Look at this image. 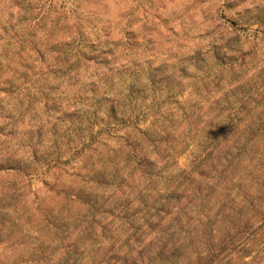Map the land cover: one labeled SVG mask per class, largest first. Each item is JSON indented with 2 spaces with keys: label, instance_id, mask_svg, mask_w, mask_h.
Masks as SVG:
<instances>
[{
  "label": "rangeland",
  "instance_id": "1",
  "mask_svg": "<svg viewBox=\"0 0 264 264\" xmlns=\"http://www.w3.org/2000/svg\"><path fill=\"white\" fill-rule=\"evenodd\" d=\"M35 3L46 47L0 76V264H264V0Z\"/></svg>",
  "mask_w": 264,
  "mask_h": 264
},
{
  "label": "trees",
  "instance_id": "2",
  "mask_svg": "<svg viewBox=\"0 0 264 264\" xmlns=\"http://www.w3.org/2000/svg\"><path fill=\"white\" fill-rule=\"evenodd\" d=\"M2 1H5V0H0V3ZM35 1H39V0H10L11 2L10 7H15L17 9V14H18L19 19L20 18H22V20L24 19V22L22 21L21 23L20 21L15 19L12 16V14H9L5 20L0 19V41L3 42L4 44L2 48L4 49L6 47L5 48L6 50L0 53V76H6L12 73L18 72V69L16 68L17 64L16 62H13V59L18 58V60H21L19 55H22L24 51H26L27 53V58L25 61L30 63V61L32 62L31 55H37L41 49L46 47V42L48 41L49 38L48 37L44 39L39 38L35 41L34 40L36 38L35 30L34 31L32 30V32H27V29L25 28V24L28 20H30L31 22H34L35 20L38 19V14L34 18L32 17L33 12L36 13L38 8H43L46 5L47 7L50 8L52 3L51 4L43 3V6H39V4L35 3ZM38 11H40V9ZM25 16H28L26 20H25ZM17 48H19V52L15 53L13 49H17ZM77 57L85 59V53L82 55L77 53ZM86 60L88 63L93 62V60H89V59H85L84 61ZM10 64H13L11 69L9 68L11 66ZM94 64L98 65L99 63L94 61ZM23 67L25 66H21L20 68H23ZM36 69L40 70V68H36ZM130 89L131 88H129V90ZM130 92L132 93V91ZM102 101L106 103L108 102L106 98H103ZM114 102H115V106L110 108L111 109L110 113L114 114L115 116H120L122 119L125 118L128 125L132 126L134 124V122L132 121L136 122V119H137V116L133 115L134 113H132V111H134L135 108H133L131 111L129 107L125 109V106L123 105V103L118 102L117 100ZM130 119H133V120L130 121ZM95 136L97 137L98 134H96ZM15 147L21 148L20 145H17V144L15 145ZM124 148L128 150V152L126 153V159L128 163L127 165L130 166L135 172H138L140 160L136 159L135 157L134 151L136 147L133 148L129 144H126ZM19 154H20L19 152L17 153L14 152V154L12 155V158L13 157L14 159L18 158V156L21 157L22 155L20 156ZM15 160H16L15 163H13L12 166L8 168V170L19 174V173H24L25 171L28 170V168H30L29 165L26 164L27 161H24L22 159H18V161L17 159ZM217 256L218 254H215V255L212 254L211 258L205 261V264H212V263L217 264L218 263Z\"/></svg>",
  "mask_w": 264,
  "mask_h": 264
}]
</instances>
